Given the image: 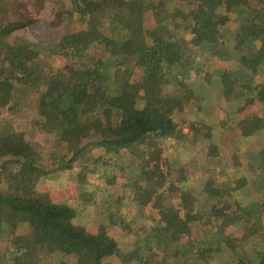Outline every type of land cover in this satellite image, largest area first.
I'll return each instance as SVG.
<instances>
[{
	"label": "trees",
	"instance_id": "trees-1",
	"mask_svg": "<svg viewBox=\"0 0 264 264\" xmlns=\"http://www.w3.org/2000/svg\"><path fill=\"white\" fill-rule=\"evenodd\" d=\"M48 1L0 0V264H112L116 229L135 236L123 264H264V0H66L47 18ZM215 82L222 131L260 140L240 177L214 125L177 121ZM174 144L200 146V190ZM64 172L74 201L36 191Z\"/></svg>",
	"mask_w": 264,
	"mask_h": 264
},
{
	"label": "rangeland",
	"instance_id": "rangeland-1",
	"mask_svg": "<svg viewBox=\"0 0 264 264\" xmlns=\"http://www.w3.org/2000/svg\"><path fill=\"white\" fill-rule=\"evenodd\" d=\"M66 0H49L47 3L46 8H44V14L48 13V15H45V17L50 16V10H52V13L55 10L64 8L66 6ZM46 12V13H45ZM146 19L148 20V13L145 14ZM71 29H74L73 26H70ZM79 28V25H77V28ZM220 65V63L218 64ZM207 98V97H204ZM205 100V99H204ZM210 100V99H209ZM23 114L25 116L22 117V119H25L27 122L23 123L20 119H16V122L18 123V127L20 129H24L26 131V135L28 139L34 144L35 148L38 149L40 152H45L48 150V144L50 137L47 135V132L41 129H38V126H34L32 122L30 123V120L32 119L33 115L30 113L29 110H23ZM11 117L6 111H3V113L0 114V117ZM181 119H185V121L189 120L191 118V115H179ZM183 127L186 126V123L182 122ZM218 130L214 132L216 134ZM228 133V132H227ZM218 134V133H217ZM227 137H229V140H226L222 142V152H226L229 154H234V152L237 150V147H235V143H237L238 137L235 138L231 133L227 134ZM236 140V141H235ZM257 141V137L253 136L248 140V144H255ZM240 147L243 149L244 147L240 145ZM198 150H200V146L198 147H181L177 148V146L174 144L173 146L166 149V154L170 157V159H178L180 164L184 165V167L190 166L189 171L191 173L190 177V184L193 188L201 189L203 185V181L198 179L197 177L200 174V171L198 170V167L201 164L202 157L200 154H198ZM243 152L242 151H238ZM196 172V174H195ZM207 173H211L208 172ZM213 173L214 170H213ZM245 171H243V174ZM240 174V175H243ZM68 174L67 172L62 173L59 177L57 175H49V176H43L36 184V191L39 193L48 194L51 198L55 200H64L68 199L70 201H74V197L77 196V190L75 188V185L73 183H70L68 181ZM120 178H123V173L119 175ZM221 179L218 177L216 179V182ZM91 188L93 187V183L90 184ZM93 217V216H92ZM96 219L93 218L90 222H88V227L91 230L96 229ZM112 235L116 236L117 239H120V245H119V254L113 256L111 258L112 264H123L122 257L123 255H126L128 253L127 251L130 250L132 247L130 243H132L133 238L135 239V236L130 233H124L120 229L111 230ZM126 264H131L130 262H126Z\"/></svg>",
	"mask_w": 264,
	"mask_h": 264
},
{
	"label": "crops",
	"instance_id": "crops-1",
	"mask_svg": "<svg viewBox=\"0 0 264 264\" xmlns=\"http://www.w3.org/2000/svg\"><path fill=\"white\" fill-rule=\"evenodd\" d=\"M232 65H235L234 63ZM226 66V64H225ZM224 66V63L221 62L220 65H217L215 67H212L213 71L215 73V78L218 79V74H220V71L221 69L225 68ZM196 79L195 82L198 84L200 82V84L203 82L201 81L203 79V77H197V78H194V76H191L190 79ZM200 84L199 85H194V87H200ZM207 94L210 95V97H208L210 100H207L210 102V106L212 105L213 107L210 109V110H206V112L203 114V116H201L200 114L202 113H199L200 111L199 110H195V111H190L189 110V107H185L183 111H179L178 114L179 115H191V118L187 121H185L184 119H181V117L178 115V123L181 124V126L183 127V124L182 122L184 121L186 123V126L183 127V132L186 133L188 132V127H187V123L188 121L190 120H193V121H198V120H201L203 119L204 121L206 120L208 123H211L212 125L215 126V130H218V134L216 133L214 138L217 139V141L220 143V148H219V151L221 153H226V152H222V142L226 141V140H229V137H227V134L230 133V131H228L227 133V130H225L224 132L222 131V127H220V124L221 122H223V117L222 115L220 114L219 110H221L220 108H227L228 105H227V102L226 100L224 99V97L222 96L221 92H220V85L215 82V83H211V84H208L207 83ZM195 102V101H194ZM257 104H259V111H263L264 110V107H260V104H263L262 102H257ZM234 116V115H233ZM225 122V121H224ZM214 134V133H213ZM223 134V135H222ZM235 138H237V136H235V134H232ZM253 137V136H249L245 139H237V143H235V147H237V150L235 152L238 153V155H236L238 158L237 161H240L241 165H239L236 169H235V165H233L232 163H230L231 165V169L233 170H237V175L238 177H240L241 175L240 174H243V171H245V173L243 175H246L247 173H250L251 169L248 168L247 166V160L249 159V156H251V151H253V147H256L258 145V143H260V140L257 138V141L255 144H248V140ZM236 141V140H235ZM241 146H243L244 148L242 149ZM241 154L240 152L238 151H242ZM227 155H229V153H227ZM254 172V171H253ZM228 173H230L228 171Z\"/></svg>",
	"mask_w": 264,
	"mask_h": 264
}]
</instances>
